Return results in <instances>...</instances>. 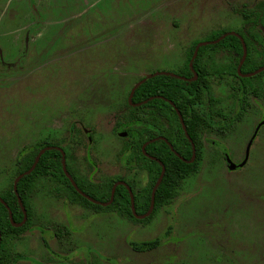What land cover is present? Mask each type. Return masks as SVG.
Segmentation results:
<instances>
[{
    "label": "rangeland",
    "instance_id": "rangeland-1",
    "mask_svg": "<svg viewBox=\"0 0 264 264\" xmlns=\"http://www.w3.org/2000/svg\"><path fill=\"white\" fill-rule=\"evenodd\" d=\"M259 3L264 0L0 5V193L14 183L20 154L50 139L52 129V138H61L80 118L87 130L95 127L90 178L120 176L145 186L146 172L127 167L129 151L126 156L121 151L128 140L115 131L130 90L153 72L180 76L194 41L242 24L229 4L254 8ZM73 97L84 105L79 119L68 110L52 113L69 109ZM263 118L264 96L235 127L222 119L221 127L232 132L225 139L209 136L219 141L215 147L203 145L200 172L147 223L38 195L32 206L39 223L14 243L16 264H264V126L249 143ZM224 154L234 164L248 159L231 170ZM76 156L86 176L84 151ZM157 239V249L136 248Z\"/></svg>",
    "mask_w": 264,
    "mask_h": 264
},
{
    "label": "trees",
    "instance_id": "trees-1",
    "mask_svg": "<svg viewBox=\"0 0 264 264\" xmlns=\"http://www.w3.org/2000/svg\"><path fill=\"white\" fill-rule=\"evenodd\" d=\"M235 12L242 14L246 21L244 28L238 33L243 37L248 48V55L241 70L243 74H248L264 66V36L258 35L257 30L254 31L255 35L249 32L254 27V21H249L254 12L244 13L238 9H235ZM222 34L223 31H218L208 40H216ZM197 44L198 41H194L189 47L187 60L181 68L180 76L188 79L193 77L189 63ZM243 54V45L235 36H228L217 44L202 46L193 61V69L198 74L197 80L187 81L169 75H158L140 85L132 97L133 103L152 98L150 101L139 107L125 103L122 108L124 111L121 110L122 112L118 114L116 129L128 132L130 137L125 141L121 153L126 156L129 150L126 156L128 166H132L135 162L134 164L141 171L146 172L148 177L146 186L139 189L135 188L134 182L126 181L134 194L135 210L138 215H144L149 211L152 189L162 171L159 162L144 155L143 145L152 139L163 137L184 159L190 161L192 158V144L186 137L176 109L180 111L186 131L195 144L197 157L194 162H184L163 140L154 141L145 148L149 156L158 159L165 166L164 177L155 193L154 212L164 205H170L183 184L200 172V156L206 139L205 134L214 131L223 137L248 111L249 92L263 93L264 72L250 78L238 76L237 68ZM258 80H261L260 84H256ZM215 84L230 87L231 94L228 97L215 96ZM227 106L228 109L225 108ZM227 110L231 111L226 112ZM236 111L239 112L238 116ZM227 113L229 115H226ZM225 116L228 118L226 125L230 126L229 130L221 127L220 121L225 119L223 118ZM72 139L79 141L74 136ZM55 145L57 143L45 140L39 148L24 152L17 161L16 176L32 167L42 148ZM66 153L67 171L79 189L96 201L109 202L113 185L124 178L104 180L101 184L90 182L78 174L74 158L68 151ZM61 158V153L57 150L46 151L35 169L17 184V191L27 216L21 227L11 224L9 211L0 202V264H16L19 255L14 251V243L21 240L36 224L38 225L39 219L35 216L32 206L33 199L38 195L65 198L84 209L92 210L95 214H116L142 223L151 220L152 215L144 220H138L133 216L131 198L125 186L117 187L112 203L106 207L82 197L65 176ZM0 197L9 206L14 222L22 223L24 212L14 192V183L6 191L1 192ZM56 235L59 236V232H56ZM159 241L157 239L145 242L136 248L143 252L152 251L160 246Z\"/></svg>",
    "mask_w": 264,
    "mask_h": 264
},
{
    "label": "flooded vegetation",
    "instance_id": "flooded-vegetation-1",
    "mask_svg": "<svg viewBox=\"0 0 264 264\" xmlns=\"http://www.w3.org/2000/svg\"><path fill=\"white\" fill-rule=\"evenodd\" d=\"M30 3H31V5H33V3H34V0H28ZM21 2H22V0H0V5H5L6 3H7V5L6 6H9L10 4H13V7H14V5L15 6H17V7H20L19 5H21ZM229 6V9H230V11L232 12V14H234V15H236V17H238L240 20H241V22H242V24L237 28V29H235V30H230V31H226V30H222L223 32H224V34H226V33H230V35H228V36H235V37H237L240 41H241V43H242V45H243V50H244V45H245V47H246V56H245V58H244V54H243V57H242V59H241V61L243 60V58H244V60H243V63H242V65L244 64V62H245V59H246V57H247V55H248V48H247V45H246V43H245V41H244V39H243V37L238 33V31L239 30H242L243 28H244V26H245V24H246V21H245V18H244V16L242 15V14H239V13H237V12H235V9H238V11H243L244 13L247 11L248 13H250V12H254V15H252L251 17H250V20L249 21H254V27H252L253 28V30H249V32L250 33H253V35H255L254 34V31L255 30H257V34L258 35H260V36H264V5H261V3H259L256 7H254V8H250V7H248L247 5H245V4H242V5H239V4H229L228 5ZM262 12H263V14H262ZM13 16V15H12ZM249 28H251V26H249ZM218 32V31H217ZM243 32H246V31H243ZM224 34H222V36L224 35ZM214 35V34H213ZM213 35H211V36H213ZM211 36L210 37H208V38H206V39H204V40H197L198 41V44L199 43H202V42H212V41H215V40H208L209 38H211ZM228 36H226V37H228ZM221 37V36H220ZM219 37V38H220ZM225 37V38H226ZM218 38V39H219ZM217 40V39H216ZM220 42V41H219ZM218 42V43H219ZM197 44V45H198ZM217 44V43H216ZM192 45V44H191ZM196 45V46H197ZM208 45H213V44H208ZM203 46H207V45H203ZM202 47V46H201ZM196 48V47H195ZM195 51V50H194ZM198 51H199V49H198ZM245 53V52H244ZM194 54V53H193ZM197 54H198V52H197ZM193 57V56H192ZM196 58V57H195ZM192 59V58H191ZM191 61V60H190ZM241 61H240V63H241ZM240 63H239V65H240ZM239 65H238V68H239ZM242 65H241V70H242ZM189 66H190V63H189ZM262 67H264V66H262ZM261 67V68H262ZM191 68V67H190ZM238 68H237V74H238V76L239 77H241V78H250V77H253V76H256V75H258L259 73H257V74H255V75H253V76H250V77H243V76H240L239 75V73H238ZM261 68H259V69H261ZM258 69V70H259ZM194 70V69H193ZM258 70H256V71H258ZM256 71H254V72H256ZM160 72V71H159ZM194 72H195V70H194ZM254 72H252V73H254ZM262 72H264V71H262ZM153 73H156V72H153ZM153 73H151V74H153ZM169 73V72H168ZM193 73V72H192ZM196 73V72H195ZM241 73H242V71H241ZM261 73V72H260ZM175 74V73H174ZM243 74V73H242ZM248 74H251V73H248ZM248 74H243V75H248ZM150 75V74H149ZM149 75H147V76H149ZM196 75H197V78H198V74L196 73ZM147 76H144V77H142L143 79L144 78H146ZM141 78V79H142ZM192 78H194V73H193V77ZM192 78H186L187 79V81H190V79H192ZM197 78L195 79V80H197ZM142 79V80H143ZM195 80H192V81H195ZM141 81V80H140ZM139 80L135 83V85L138 83V82H140ZM147 81V80H146ZM145 81V82H146ZM144 82V83H145ZM261 83V80H258V82H256V84H260ZM134 85V86H135ZM133 86V87H134ZM215 86H218L219 87V90L221 91V95H217L216 94V89H215ZM133 87H132V89H133ZM131 89V90H132ZM131 90H130V92H129V95H130V93H131ZM214 93H215V96H220V97H228L230 94H231V88L230 87H227V86H223V85H219V84H215L214 85ZM264 96V91H263V93H261V94H254V93H252V92H249V94H248V96H247V104H248V111H246V113L244 114V115H246V116H244L243 115V117H242V119L239 121V123H242V122H244L246 119L245 118H247L248 116H250L251 115V110L253 109V107H254V104H258V102H259V99L260 98H262ZM75 99V97H73L70 101H69V103H71V104H69V109L68 108H65V107H62V108H60L59 110H57V111H55V112H52V113H60V114H64V113H66V111L68 110V113L69 114H71V116L73 117V118H75V119H79L78 117H80L83 113H84V111H83V109L82 108H84V105H80V101L79 100H74ZM128 99H129V96H128ZM128 99L126 100V102H128L129 103V101H128ZM152 98H148L147 100H145V101H142V102H140V103H143V102H145V103H143V104H141L140 106H142V105H144V104H146L148 101H150ZM229 101V100H228ZM227 101V102H228ZM125 102V103H126ZM230 102V101H229ZM135 104H139V103H135ZM125 105V104H124ZM124 105L119 109V112H121V110H122V108L124 107ZM130 105V104H129ZM70 106H72V107H70ZM130 106H132V105H130ZM132 107H139V106H132ZM225 108H229L228 106L227 107H225ZM228 111H231V110H227L226 112H228ZM177 112V111H176ZM225 112V113H226ZM236 115L238 116V114H239V112L238 111H236ZM119 114V113H118ZM177 115H178V113H177ZM226 115H229V113H227ZM70 116V115H69ZM182 116V115H181ZM116 117H118V115L116 116ZM178 117H179V115H178ZM224 118H227L226 116L224 117ZM117 119V118H116ZM180 119V118H179ZM182 119H183V117H182ZM184 121V120H183ZM117 122H118V119H117V121H116V126L115 127H117ZM180 122H181V120H180ZM238 123V122H237ZM84 124H85V119L84 118H80V121H74V122H72V124H70L69 125V127H68V129L66 130V132L64 133V135H62L61 136V138H58V139H56V138H52V134H53V130L54 129H52L51 130V137H50V139H47V141H50V142H53V143H57V145H55V146H52V147H50L51 149L50 150H57V151H59L60 153H61V157H62V152H64V154H65V166H66V170H67V163H66V157H67V151H68V153L69 154H71L72 155V157L74 158V161H75V166H76V168H77V170H78V174L80 175V176H83L84 178H87L86 180H88V181H90V182H93V183H98V184H101V182L102 181H104V180H108V179H115V178H105V179H102V180H98V181H94V180H92L91 178H90V175H88V172H90L91 170V174H92V172H93V165L95 166V161H93L92 159H90V152H92L93 150H94V147L96 146V143H97V140H96V138H95V133H94V131H95V127H93V128H90V130H87L86 128H85V126H84ZM185 124V123H184ZM181 125H182V123H181ZM236 125L234 124L233 125V127H235ZM261 126H264V118L262 119V120H260V123L257 125V127H256V129H255V133H254V135L252 136V139L249 141V143L252 141H254V138H256V135H257V132H258V130H259V128L261 127ZM182 128H183V126H182ZM92 129V130H91ZM184 130V129H183ZM116 132H117V135H119V137H121V138H128V137H130L129 136V133L128 132H126V131H124V130H118V129H116L115 130ZM185 132V131H184ZM232 131H229V132H227V134H225L223 137H220L218 134H216L214 131L213 132H211V133H206L205 134V141H204V144H209V145H211L212 147H215V146H213L212 145V143L214 144L215 142H218L219 140H216V139H213V140H211L210 138H209V136L211 135V134H214V135H216L217 137H219L220 139H225V138H227V135H229V133H231ZM125 134V135H124ZM76 137V138H78L79 139V141H75L74 139H72V137ZM160 138H163V137H160ZM191 138V137H190ZM155 139H157V138H155ZM165 139V138H164ZM153 140V139H152ZM158 140H161V139H158ZM158 140H155V141H158ZM189 140V139H188ZM192 140V139H191ZM45 140H43V141H41L40 142V144L38 145V146H36L34 149H36V148H39L40 147V145L44 142ZM164 141V140H163ZM149 142V141H148ZM154 142V141H153ZM192 142H193V140H192ZM147 143V142H146ZM150 143H152V142H150ZM149 143V144H150ZM248 143V145H251V144H253V143H251V144H249ZM148 144V145H149ZM192 144V143H191ZM194 144V143H193ZM203 144V145H204ZM144 146V145H143ZM194 147H195V144H194ZM44 148H47V147H44ZM44 148H42V149H44ZM143 148V147H142ZM202 148H203V146H202ZM220 148V147H219ZM41 149V150H42ZM40 150V151H41ZM84 151V158H85V160H86V162H87V166H88V168H87V175L85 176V175H83V173H82V171H81V169H80V163H79V157H77L76 156V152L77 151ZM192 150H193V146H192ZM223 150H225L224 148H223ZM39 151V152H40ZM47 151H49V150H47ZM129 151V150H128ZM127 151V152H128ZM175 151V150H174ZM126 152V153H127ZM130 152V151H129ZM226 153V152H225ZM87 154V155H86ZM129 154V153H128ZM179 154V153H178ZM21 155L22 154H20V156H19V158L21 157ZM38 155V154H37ZM145 155V154H144ZM148 155V154H147ZM180 155V154H179ZM146 156V155H145ZM181 156V155H180ZM37 157V156H36ZM147 157H149L150 159H152L151 158V156H147ZM182 157V156H181ZM196 157H197V154H196V148H195V158H194V160H193V162L195 161V159H196ZM179 158V157H178ZM183 158V157H182ZM192 158H193V154H192ZM192 158H191V160H192ZM230 158V157H229ZM36 159V158H35ZM184 159V158H183ZM224 159H225V162H226V164L228 163V159L227 158H225V154H224ZM246 159V156H245V158H244V160ZM19 160V159H18ZM17 160V161H18ZM153 160V159H152ZM158 160V159H157ZM186 160V159H185ZM190 160V161H191ZM243 160V161H244ZM187 161V160H186ZM200 161H201V156H200ZM242 161V162H243ZM241 162V163H242ZM61 163H63L62 162V158H61ZM135 163V162H134ZM132 164V166H128L127 165V167L130 169V170H132V169H134V168H137V169H139L135 164ZM188 163V162H187ZM241 163H238V164H236L237 166H239ZM127 164V163H126ZM228 165V164H227ZM229 166V165H228ZM16 168H17V162H16ZM62 168H63V164H62ZM239 168V167H238ZM63 171H64V169H63ZM68 172V171H67ZM144 172V171H143ZM69 173V172H68ZM64 174H65V172H64ZM147 174V173H146ZM70 175V174H69ZM65 176H66V174H65ZM18 177V176H17ZM16 177V178H17ZM67 177V176H66ZM70 177H71V175H70ZM160 177V176H159ZM68 178V177H67ZM72 178V177H71ZM117 178H123V177H116V179ZM73 179V178H72ZM16 180V179H15ZM68 180H69V178H68ZM158 180H159V178H158ZM157 180V181H158ZM70 181V180H69ZM126 181H132V182H134L135 184V188L136 189H139V188H142V187H144V186H142V187H137V185H136V182H135V180H133V179H131V180H128V179H125L124 178V180H119V181H116L115 182V184L116 183H118V182H124V183H126V185L127 186H125V185H118V186H125L127 189H128V187H129V185L127 184V182ZM75 182V181H74ZM162 182V181H161ZM76 183V182H75ZM147 183H148V177H147ZM146 183V184H147ZM72 184V183H71ZM114 184V185H115ZM156 184H157V182H156ZM155 184V185H156ZM114 185H113V187H114ZM160 185V184H159ZM73 186V185H72ZM78 186V185H77ZM117 186V187H118ZM146 186V185H145ZM74 187V186H73ZM113 187H112V190H113ZM117 187H116V189H117ZM155 187V186H154ZM154 187H153V189H154ZM79 188V187H78ZM130 188V187H129ZM158 188V187H157ZM153 189H152V192H153ZM76 190V189H75ZM112 190H111V195H112ZM130 190H131V192H132V189L130 188ZM129 191V190H128ZM83 192V191H82ZM115 192H116V190H115ZM84 193V192H83ZM156 193V192H155ZM85 194V193H84ZM132 194H133V192H132ZM85 195H87V194H85ZM129 195H130V192H129ZM39 196H41V195H39ZM82 196V195H81ZM88 196V195H87ZM114 196H115V193H114ZM41 197H51V196H41ZM54 197H56V196H54ZM83 197V196H82ZM88 197H90V196H88ZM133 197H134V194H133ZM1 198V197H0ZM37 198V197H36ZM85 198V197H84ZM91 198V197H90ZM130 198H131V196H130ZM151 198H152V195H151ZM62 199H64V198H62ZM87 199V198H86ZM91 199H93V198H91ZM110 199H111V197H110ZM67 200V199H66ZM88 200V199H87ZM93 200H95V199H93ZM96 201V200H95ZM91 202V201H90ZM97 202H99V201H97ZM110 202V201H109ZM93 203V202H92ZM100 203H102V202H100ZM106 203H108V202H106ZM112 203V202H111ZM110 203V204H111ZM95 204V203H94ZM109 204V205H110ZM97 205H99V204H97ZM21 206V205H20ZM100 206H102V205H100ZM108 206V205H107ZM134 206H135V204H134ZM103 207H106V206H103ZM154 208H155V203H154ZM154 208H153V211H152V213L150 214V216L151 215H154ZM85 210H88V209H85ZM150 210V209H149ZM90 211H92V210H90ZM93 212V211H92ZM149 212V211H148ZM147 212V213H148ZM154 212V213H153ZM94 214H95V212H93ZM146 213V214H147ZM150 216H148V217H150ZM148 217H146V218H148ZM145 218V219H146ZM138 220H140V219H138ZM144 220V219H143Z\"/></svg>",
    "mask_w": 264,
    "mask_h": 264
},
{
    "label": "water",
    "instance_id": "water-1",
    "mask_svg": "<svg viewBox=\"0 0 264 264\" xmlns=\"http://www.w3.org/2000/svg\"><path fill=\"white\" fill-rule=\"evenodd\" d=\"M228 35H230V33H226V34H224L223 36H221L219 39H217V40H215V41H212V42H202V43H199V44L196 46L195 51H194V54H193V57H192V59H191V61H190V67H191L192 72L194 73V78L190 79V81L195 80V79L197 78V75H196V73H195L194 70H193V61H194L195 57L197 56L198 49H199L201 46H203V45L216 44V43H218L219 41L223 40V39H224L226 36H228ZM244 52H245V53H244V58H245V56H246V47H245V45H244ZM244 58H243V60H244ZM243 60L241 61L240 65H239V68H238V73H239L240 76H243V77H250V76H253V75L257 74V73H260V72L264 71V67H262L261 69H259L258 71L254 72V73H251V74H248V75H243V74L241 73V65H242V63H243ZM158 75H169V76L176 77V78H179V79L187 80V79L184 78V77L177 76L176 74H172V73H168V72H156V73L150 74L149 76H147L146 78H144L143 80H141L140 82H138V83L133 87V89L131 90V93H130V95H129V99H128L130 105H132V106H140L141 104H143V103L146 102V101H145V102H143V103L135 104V103L132 102V97H133V95H134L136 89H137L140 85H142L146 80L151 79V78H153V77H155V76H158ZM174 107H175V106H174ZM176 111H177V113H178V115H179V118H180V120H181V123H182L183 129H184V131H185L186 137L189 139V141L192 143V146H193V158H192V160H191V161H186L185 159H183V158H182L177 152L174 151L173 146H172L171 144H169V143L167 142V140L164 139V138H157V139L150 140L149 142H147V143L144 144V146H143V148H142V151H143L144 154H146V152H145V148H146V146H147L150 142H153V141H155V140L161 139V140H164L165 142L168 143V145L170 146L171 150L176 154L177 157H179V158H180L182 161H184V162H188V163H190V162H192V161L194 160V158H195V147H194V144H193V142H192V140H191L189 134H188L187 131H186V127H185V124H184V121H183V119H182V116H181L180 111H179L178 109H176ZM124 135H125V134H124ZM50 149H51L50 147H47V148L42 149V150L38 153V155H37V157H36V159H35V162H34V164L32 165V167H31L28 171H26V172L20 174V175L16 178V180L14 181V192H15L16 196L18 197V202H19V204L21 205L22 210H23V212H24V220H23L22 223H20V224H16V223L14 222V220H13V218H12V213H11V211H10V209H9V206L4 202L3 199L0 198V202H1L2 204H4L5 207L7 208V210L9 211L11 224H12L13 226H15V227H21V226L23 225V223L25 222L26 218H27V216H26V211H25V209H24V207H23V205H22L21 198L19 197V194H18V191H17V184L19 183V181H20L22 178H24L26 175L30 174V173L35 169V167H36V165L38 164V162H39L41 156H42L47 150H50ZM249 149H250V148L248 147V150H249ZM146 156H148V155L146 154ZM151 158L154 159L155 161H157V162H159V163L161 164V166H162V171H161V174H160L159 180L157 181V184L155 185V187H154V189H153V192H152V198H151V206H150V210H149V212H148L147 214H144V215H138V214L136 213L135 206H134V197H133V194H132L130 188L128 187V190H129V192H130V196H131V208H132L133 216H134L136 219H140V220L145 219L146 217L150 216V214L152 213L153 208H154V203H155V192H156L157 187H158L159 184L161 183V181H162V179H163V177H164V174H165V166L163 165V163H162L161 161L157 160V159L154 158V157H151ZM247 159H248V157H246V159H245V160H244L239 166H237V165L234 164L230 159H228V165H229V168H230L231 170H234V169H236L237 167H243V166L246 164ZM62 162H63L62 164H63L64 172H65L66 176L69 178V180H70V182L72 183V185L74 186V188L76 189V191H77L80 195H82L83 197L87 198L89 201H91V202H93V203H95V204H99V205H102V206H107V205H109V204L113 201V199H114V193H115L116 187H117L118 185H125V186H127L126 183H124V182H118V183H116V184L114 185V187H113V190H112V195H111L110 202H108V203H100V202H97V201L91 199L90 197H88L87 195H85V194H84V193L78 188V186H77V184L74 182V180L70 177L69 173H68L67 170H66V166H65V154H64V152H62ZM0 244H1V233H0Z\"/></svg>",
    "mask_w": 264,
    "mask_h": 264
}]
</instances>
